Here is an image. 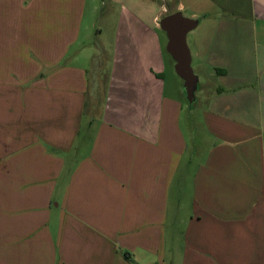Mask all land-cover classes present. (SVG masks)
Returning a JSON list of instances; mask_svg holds the SVG:
<instances>
[{"label": "crops", "instance_id": "crops-1", "mask_svg": "<svg viewBox=\"0 0 264 264\" xmlns=\"http://www.w3.org/2000/svg\"><path fill=\"white\" fill-rule=\"evenodd\" d=\"M110 3L95 53L86 0H0V264H264V0ZM168 6L199 19L202 137L166 81Z\"/></svg>", "mask_w": 264, "mask_h": 264}, {"label": "rangeland", "instance_id": "rangeland-1", "mask_svg": "<svg viewBox=\"0 0 264 264\" xmlns=\"http://www.w3.org/2000/svg\"><path fill=\"white\" fill-rule=\"evenodd\" d=\"M170 6H168L167 13L171 12ZM184 16H189L190 11L185 10L184 12L181 11ZM117 13L118 11L113 8V6L110 3V0H86V8H85V17H84V28H83V43L84 47L90 48L91 52H97L99 50V47L101 44H104L106 47V50L112 49L113 47V26H115L116 20H117ZM165 15V14H164ZM163 15V16H164ZM162 16V17H163ZM161 17V18H162ZM200 28V25L195 28L194 30H197ZM162 30V29H161ZM193 31V30H192ZM187 35V43L189 45V41H191L192 35L191 32ZM164 35L165 39V56L168 60V68H167V74H166V81L168 83V86L175 87V85L179 88L182 87V94L181 100L183 102V108L184 112L182 114V122L183 125L189 129V126H198L199 132L197 130L196 136L202 137L204 135L203 131L201 130L203 126L202 117H201V110L202 108L207 106V103L202 100L201 94H198V99H195L193 102H190L188 98L186 97L184 90H183V84L184 81L181 77H179L175 71V61L171 57V55L166 50V44H167V35L164 30L161 31ZM190 47V46H189ZM106 57L104 55H100L95 62V66H98L97 69L100 72V77L102 78V81L104 82V79L106 77L107 70L105 68V62ZM193 70L195 74L197 75L198 69L194 68L192 65ZM90 72L92 73V79L95 78L96 70L94 66L91 64ZM106 72V73H105ZM203 75L207 77L208 79L215 82L216 77H211L209 75V71L207 69L202 70ZM92 80V81H93ZM178 83H176V81ZM96 89L93 88V92H95ZM96 101L98 99V96L95 97ZM191 130V129H189ZM188 130L189 136L190 131ZM192 132V130H191ZM193 135V134H192ZM181 209L185 210L188 206V198H189V190L185 186L183 187V191L181 193ZM174 231V230H173Z\"/></svg>", "mask_w": 264, "mask_h": 264}, {"label": "water", "instance_id": "water-1", "mask_svg": "<svg viewBox=\"0 0 264 264\" xmlns=\"http://www.w3.org/2000/svg\"><path fill=\"white\" fill-rule=\"evenodd\" d=\"M198 23V18L186 17L179 10L163 16L159 21L168 39L166 50L175 61V71L184 81L183 90L190 102L195 100L199 78L192 67L187 35L197 27Z\"/></svg>", "mask_w": 264, "mask_h": 264}, {"label": "trees", "instance_id": "trees-1", "mask_svg": "<svg viewBox=\"0 0 264 264\" xmlns=\"http://www.w3.org/2000/svg\"><path fill=\"white\" fill-rule=\"evenodd\" d=\"M172 13V12H169V14Z\"/></svg>", "mask_w": 264, "mask_h": 264}]
</instances>
